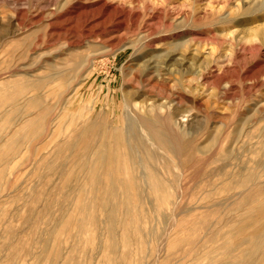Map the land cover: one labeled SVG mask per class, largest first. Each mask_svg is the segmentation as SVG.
<instances>
[{
	"label": "rangeland",
	"instance_id": "rangeland-1",
	"mask_svg": "<svg viewBox=\"0 0 264 264\" xmlns=\"http://www.w3.org/2000/svg\"><path fill=\"white\" fill-rule=\"evenodd\" d=\"M254 11L0 0V264H264Z\"/></svg>",
	"mask_w": 264,
	"mask_h": 264
},
{
	"label": "bare ground",
	"instance_id": "bare-ground-1",
	"mask_svg": "<svg viewBox=\"0 0 264 264\" xmlns=\"http://www.w3.org/2000/svg\"><path fill=\"white\" fill-rule=\"evenodd\" d=\"M242 1V3H243V12L241 13V19H242V21L239 23V27L242 29L241 30V34L243 33V34H245V37L244 36H242L241 37V34L239 35V37H241V39H244V38H247V37H249V36H247V32H245L244 33V25H245V23L247 22V18L250 16H253V15H255L256 13H255V8H256V5H258L259 3H264V0H241ZM224 18V17H223ZM181 19H186V17H183V18H181ZM184 20H182V22H184ZM185 25V24H184ZM185 30H186V28H182V29H180V31H178V32H180V33H183V32H185ZM252 33L254 34V37H259V38H261V39H264V24H262V25H259V27H257L256 29H254V30H252ZM252 35V34H251ZM187 42V41H186ZM179 55V53H177V52H171V53H169L168 54V56H167V63H170V62H174V61H178L179 59L177 58V56ZM180 56V55H179ZM181 56H182V62L180 63V66H182L181 68L182 69H184V67L188 64V61L189 60H195L193 57H195L196 56V53H194L193 51L191 52V58L189 57H186L185 55H183V54H181ZM180 56V57H181ZM188 56V55H187ZM197 59V58H196ZM196 61V60H195ZM153 68H154V66H153ZM153 68H149L148 70H146L145 72H144V75H146V76H152L149 80H151L152 81V79L154 78L155 79V81H157V80H160V77H157V76H155L154 75V72H153ZM153 69V70H152ZM182 70H180V72H181ZM178 103H176V105H177ZM175 114H177L178 112H179V110H178V107H176L175 108ZM150 120V119H149ZM155 124H156V122H154ZM147 125V124H146ZM149 125V124H148ZM159 127V126H158ZM148 131H150V134L157 140V142H159V143H161V145L162 146H164V147H166L167 149L169 148H171V146H172V142L170 141V138L163 132V131H161V130H159V129H157L156 128V126L155 125H153V124H150L149 125V130ZM152 137V138H153ZM190 146V145H189ZM175 148V146L173 145V149ZM117 186V185H116ZM126 211H128V210H126ZM130 211H131V209H130ZM130 214V213H129ZM130 216V215H129ZM128 216V217H129ZM132 219V218H131Z\"/></svg>",
	"mask_w": 264,
	"mask_h": 264
}]
</instances>
